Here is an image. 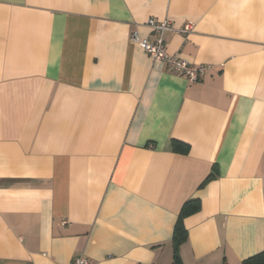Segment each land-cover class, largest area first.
I'll return each instance as SVG.
<instances>
[{
	"label": "crops",
	"instance_id": "obj_1",
	"mask_svg": "<svg viewBox=\"0 0 264 264\" xmlns=\"http://www.w3.org/2000/svg\"><path fill=\"white\" fill-rule=\"evenodd\" d=\"M192 200L178 264L264 251V0H0V264H174Z\"/></svg>",
	"mask_w": 264,
	"mask_h": 264
},
{
	"label": "built area",
	"instance_id": "obj_2",
	"mask_svg": "<svg viewBox=\"0 0 264 264\" xmlns=\"http://www.w3.org/2000/svg\"><path fill=\"white\" fill-rule=\"evenodd\" d=\"M146 26L153 33L155 40L149 42L140 39L136 34L130 36L129 42L138 45L151 59L160 61L176 75L184 77L189 83H197L208 70L205 65H192L185 60L178 58L176 55L168 53L164 40L166 32L173 31V27L168 20L157 22L154 19L148 20ZM179 34L187 37L192 32V25L185 24L177 31ZM69 264H95L84 257H77Z\"/></svg>",
	"mask_w": 264,
	"mask_h": 264
},
{
	"label": "trees",
	"instance_id": "obj_3",
	"mask_svg": "<svg viewBox=\"0 0 264 264\" xmlns=\"http://www.w3.org/2000/svg\"><path fill=\"white\" fill-rule=\"evenodd\" d=\"M211 177L212 176H209L207 179ZM198 209H199V203L197 200H192V201L185 203L181 209L178 223L176 225V228L174 231V237H173V243L175 247L174 264H178V257L176 254L177 245H179L186 238V231L181 225V219L185 216L195 213L196 211H198ZM242 264H264V251L251 258H248Z\"/></svg>",
	"mask_w": 264,
	"mask_h": 264
}]
</instances>
